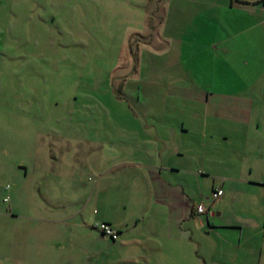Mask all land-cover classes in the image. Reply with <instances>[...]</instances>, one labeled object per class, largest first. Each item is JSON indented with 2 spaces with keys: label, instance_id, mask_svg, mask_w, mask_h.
<instances>
[{
  "label": "rangeland",
  "instance_id": "obj_1",
  "mask_svg": "<svg viewBox=\"0 0 264 264\" xmlns=\"http://www.w3.org/2000/svg\"><path fill=\"white\" fill-rule=\"evenodd\" d=\"M154 1L141 8L145 0H0V133L8 136L5 149L16 151L14 156L0 155V264H104L105 252L115 258L118 254L92 228L94 211H100L98 217L108 212L109 219L122 222L132 219L142 201L137 193L142 185L124 172L106 174L103 180L92 168L77 176L64 174L60 170L71 166L70 161L51 164L50 153H57L54 147L35 149L26 176L16 161L26 152L23 143L35 134L40 118L46 120V130L55 128L60 119L76 123L78 131L73 134L80 157L91 152L97 162L104 148V159L108 158V140L120 137L129 145V158L138 159L135 146L141 144L136 142L147 134L142 126L155 122L148 114L153 109H171L177 121L189 120L207 105L209 112L214 110L218 99L211 93L218 91L222 77L213 64L218 56L159 44L154 28L149 32L158 13L163 14L162 5L156 16L152 14L157 8ZM133 51L138 58L136 72ZM122 128L128 136H123ZM189 138L195 142L198 134L190 132ZM112 146L122 154L118 145ZM207 152L206 171L213 176L205 171L200 181L206 179L204 202L209 205L214 200L210 187L213 181L220 184L221 176L212 163L216 155ZM37 155L45 162L35 163ZM24 159L28 160L25 155ZM193 161L179 163L196 172ZM44 165L56 170L43 171ZM172 176L178 180L177 173ZM184 181H190L188 187L195 193L197 179ZM71 199L77 203L69 207ZM217 203L210 211L216 222L219 219L211 212H218ZM70 209H78V215L68 217Z\"/></svg>",
  "mask_w": 264,
  "mask_h": 264
},
{
  "label": "crops",
  "instance_id": "obj_2",
  "mask_svg": "<svg viewBox=\"0 0 264 264\" xmlns=\"http://www.w3.org/2000/svg\"><path fill=\"white\" fill-rule=\"evenodd\" d=\"M158 1L153 4L157 6ZM146 2L148 0L141 8ZM161 3L162 20L155 23V33L147 21L149 32L155 34L159 44L163 43L170 50L174 45L176 50L207 51L211 58L214 57L211 52H215L218 56L213 64L218 66L222 77L218 78V91L211 93L218 99L214 110L209 112L207 105L198 115L193 113L189 120L177 121L171 109H153L148 114L157 123L147 122L142 126L147 134L136 142L141 144L135 146L138 159L129 158V145L120 137L116 142L108 140L109 145L105 144L109 147L108 158L104 159V148L97 162L91 152L80 157L79 141L74 140L73 134L78 131L76 123L65 121L64 124V119H60L55 128L46 130V120L40 118L39 128L31 134L36 142L30 137L23 143L27 149L16 164L27 176L32 169L30 163H33L35 149L54 147L57 153H50L51 164L70 161L71 166L60 170L64 174L77 176L92 168L103 180L106 174L124 172L142 185L137 192L142 199L138 200L140 208L133 209L132 219L116 222L109 219L108 212L98 217L100 211L96 210L90 218L92 228L95 222H106L119 233L114 242L94 228L100 232L101 239L109 241L110 248L117 250V258L105 252L104 264L117 261L215 264L216 260L218 264H264V0H162ZM137 70L136 66L134 72ZM208 101L206 97L203 104ZM71 112L77 113V110ZM210 116H214L212 120ZM190 132L198 134L195 142H189ZM121 133L128 136L126 128H122ZM6 139L8 136L0 133V155H16L14 149L8 151L3 146ZM112 145H118L122 154L111 150ZM189 148L193 149L192 154ZM207 150L218 157L212 158V163L218 166L221 176L220 184L213 181L211 193L218 188L223 190V195L209 205L204 202L206 179L200 181L207 170L206 158L210 157ZM37 156L35 163L45 162ZM182 159L194 160L196 172L182 167L179 163ZM206 172L213 176L211 171ZM174 173L178 180H174ZM190 177L198 181L195 193L188 187L190 181L188 184L184 181ZM217 200L218 212H211V217H218V222L210 218L211 206ZM73 203L77 202L71 199L69 207ZM200 203L206 205L207 215L196 211ZM122 208L128 211L124 204ZM78 212V209L74 212L70 209L68 217L73 218ZM228 213L230 218L224 220ZM211 236L216 240L213 243ZM196 246L198 252L194 251ZM202 249L206 253H201ZM91 252L95 256L96 252Z\"/></svg>",
  "mask_w": 264,
  "mask_h": 264
},
{
  "label": "built area",
  "instance_id": "obj_3",
  "mask_svg": "<svg viewBox=\"0 0 264 264\" xmlns=\"http://www.w3.org/2000/svg\"><path fill=\"white\" fill-rule=\"evenodd\" d=\"M9 187V186H8ZM7 187V189H8ZM223 195V190L222 189H218L216 190L215 192H213V198L214 199H217L219 197H221ZM9 200V196H7L5 198V201H8ZM198 213L199 214H204V213H207V207L205 205H199L198 207ZM96 226L99 227V229L107 236V237H110L114 240H116L118 238V231L115 230L113 227H111L109 224H106V223H100V224H97Z\"/></svg>",
  "mask_w": 264,
  "mask_h": 264
},
{
  "label": "trees",
  "instance_id": "obj_4",
  "mask_svg": "<svg viewBox=\"0 0 264 264\" xmlns=\"http://www.w3.org/2000/svg\"><path fill=\"white\" fill-rule=\"evenodd\" d=\"M160 7H161V2H160V0L158 1V5H157V8H156V10L155 11H152V14L153 15H155L156 16V14L158 13V12H160ZM157 20L158 21H161L162 20V16L158 13V15H157ZM153 26V28L155 29V23L152 25ZM137 41H135V43H136ZM133 53V57H134V61H135V63H136V66H137V63H138V58H137V55H136V53H135V51H133L132 52ZM136 66H135V68L134 69H136ZM218 189H221V188H218ZM218 189H215V190H213L212 191V194H211V196H212V198H213V192H215L216 190H218ZM214 199V198H213ZM215 200V199H214ZM205 205L204 203H200V204H197V206H196V211L198 212V207H199V205ZM206 206V205H205ZM205 215H207L208 214V209H207V213H204ZM100 223H106V222H95L93 225H94V228H96V229H98V230H100L99 229V227L98 226H96L97 224H100ZM106 224H109V223H106ZM110 225V224H109ZM111 226V225H110ZM112 227V226H111ZM101 231V230H100ZM101 233L105 236V237H107L102 231H101ZM119 234V233H118ZM107 238H109L110 240H112V241H116V240H114V239H112V238H110V237H107Z\"/></svg>",
  "mask_w": 264,
  "mask_h": 264
}]
</instances>
